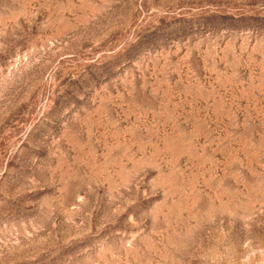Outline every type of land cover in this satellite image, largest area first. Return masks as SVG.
<instances>
[{
    "label": "rangeland",
    "instance_id": "1",
    "mask_svg": "<svg viewBox=\"0 0 264 264\" xmlns=\"http://www.w3.org/2000/svg\"><path fill=\"white\" fill-rule=\"evenodd\" d=\"M0 264H264V0H0Z\"/></svg>",
    "mask_w": 264,
    "mask_h": 264
}]
</instances>
